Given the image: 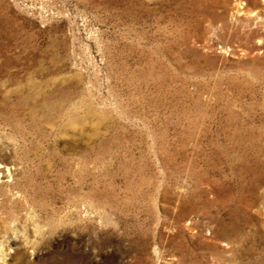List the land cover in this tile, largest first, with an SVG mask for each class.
Segmentation results:
<instances>
[{
  "label": "rangeland",
  "instance_id": "1",
  "mask_svg": "<svg viewBox=\"0 0 264 264\" xmlns=\"http://www.w3.org/2000/svg\"><path fill=\"white\" fill-rule=\"evenodd\" d=\"M0 264H264V0H0Z\"/></svg>",
  "mask_w": 264,
  "mask_h": 264
},
{
  "label": "bare ground",
  "instance_id": "2",
  "mask_svg": "<svg viewBox=\"0 0 264 264\" xmlns=\"http://www.w3.org/2000/svg\"><path fill=\"white\" fill-rule=\"evenodd\" d=\"M253 167L251 166V169L248 171L249 173H252Z\"/></svg>",
  "mask_w": 264,
  "mask_h": 264
}]
</instances>
